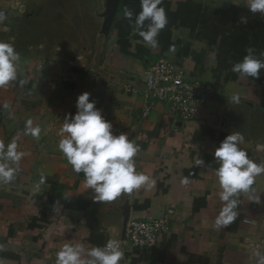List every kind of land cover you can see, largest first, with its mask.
Here are the masks:
<instances>
[{"label": "crops", "instance_id": "0c3cea01", "mask_svg": "<svg viewBox=\"0 0 264 264\" xmlns=\"http://www.w3.org/2000/svg\"><path fill=\"white\" fill-rule=\"evenodd\" d=\"M245 2L163 0L159 6L165 9L168 23L153 49L123 15L125 7L138 14L140 0H117L105 30L103 18L90 14L91 9L77 12L90 15L85 24L96 29L90 48H80L78 40L55 39L46 44L41 38L32 42L30 35L20 39L14 27L29 32L33 20L28 11L42 9L47 1L0 0V11L6 16L0 41L13 43L20 55L18 81L0 88V140L7 144L18 136V151L25 153L16 178L0 183V264H53L56 253L69 241L92 247L109 239L121 242L124 258L119 264H256L253 252H264V174L252 186L261 203L239 194L235 221L217 229L215 218L222 207L215 176L218 163L212 154L207 167L200 168V176L186 170L200 158L193 138L202 127L212 129L215 137L241 133L244 139L239 146L264 164V110L242 98L245 86L227 80V71L217 69L213 48L196 41L174 15L181 8L192 23L214 8L248 9ZM122 35L128 43L125 50L119 42ZM159 55L172 57L191 78L214 86L213 97L195 119L183 122L172 117L159 101H153L147 115L143 113V72ZM83 92L90 93L115 134L127 133L139 146L135 166L155 180L154 187L123 193L111 202L92 199L83 173H76L57 147L63 119L75 114L76 99ZM234 94L239 103L232 101ZM5 103L8 109L2 107ZM29 119L41 129L38 138L23 134ZM170 207L174 213L157 246L149 254L133 249L126 222L158 217Z\"/></svg>", "mask_w": 264, "mask_h": 264}, {"label": "clouds", "instance_id": "9594fccd", "mask_svg": "<svg viewBox=\"0 0 264 264\" xmlns=\"http://www.w3.org/2000/svg\"><path fill=\"white\" fill-rule=\"evenodd\" d=\"M163 0H140L141 10L134 14L125 7L124 17L130 21L133 30L142 37L146 46L157 48V36L168 23L165 9L160 7ZM249 12L264 15V0H246ZM135 19L133 21V17ZM6 19L0 11V26ZM145 21H148L145 25ZM241 23L247 18L241 16ZM264 53L258 57L252 47L246 49L243 58L235 62L231 71L241 78H259L264 70ZM20 55L11 42L0 41V88L18 81ZM24 83V81H19ZM232 101L239 103V96L233 95ZM95 101L90 100V93L78 95L74 115L66 114L60 129L61 139L58 149L63 153L68 164L76 173H83L87 189L92 190L95 202H111L123 193L131 194L142 187H154L155 180L138 171L135 158L139 146L134 144L127 133L115 134L112 124L107 121ZM3 108L8 109L5 103ZM23 134L38 138L39 126L33 127L32 120L25 122ZM19 135V134H18ZM17 137L5 144L0 140V183L12 182L19 173L18 164L24 152L18 151ZM239 132L228 134L215 148L213 157L219 167L215 176L220 186L219 199L221 210L215 218V227H227L235 221L238 213L239 194H247L251 201L261 203L260 195L255 194L252 186L256 178L264 174V164H258L249 158L239 145L243 142ZM197 166L207 167L203 159H197ZM188 181L185 179L184 183ZM3 246L0 245V251ZM256 264H264V252L255 250ZM124 258L121 242L109 239L103 246L86 247L83 244L65 243L56 253L53 264H119Z\"/></svg>", "mask_w": 264, "mask_h": 264}, {"label": "trees", "instance_id": "16d2710c", "mask_svg": "<svg viewBox=\"0 0 264 264\" xmlns=\"http://www.w3.org/2000/svg\"><path fill=\"white\" fill-rule=\"evenodd\" d=\"M174 15L180 25H185L191 30L196 41L203 40L213 48L217 69L227 71L225 78L245 86L246 93L242 98L264 110V70H261L259 78L255 79L241 78L239 74L231 71L232 65L243 58L248 47L254 48L258 57L264 53V18L262 14H253L248 9L234 6L228 9L208 10L206 13L197 15L198 17L192 23L187 15H182L181 8ZM241 16L247 18V23H241ZM119 25V22H116V27ZM119 42L122 50H125L128 43L124 35L119 38ZM227 135V133H220L218 137H215L212 129L202 127L193 138L199 144L196 149L200 154L199 159H203L205 164H209L215 148ZM246 152L249 158L257 163L252 154L249 151ZM201 167L194 164L186 170V173L200 176Z\"/></svg>", "mask_w": 264, "mask_h": 264}, {"label": "built area", "instance_id": "2783aa9c", "mask_svg": "<svg viewBox=\"0 0 264 264\" xmlns=\"http://www.w3.org/2000/svg\"><path fill=\"white\" fill-rule=\"evenodd\" d=\"M143 74L145 115L150 112L153 101H159L167 105L170 116L183 122L191 121L214 95L215 89L210 82L191 78L172 57L159 55L146 65ZM173 213L170 207L158 217L129 220L126 231L130 246L149 254L157 246L161 234L168 231Z\"/></svg>", "mask_w": 264, "mask_h": 264}, {"label": "rangeland", "instance_id": "374dc122", "mask_svg": "<svg viewBox=\"0 0 264 264\" xmlns=\"http://www.w3.org/2000/svg\"><path fill=\"white\" fill-rule=\"evenodd\" d=\"M46 1L47 4L42 9L37 8L28 11L32 14L31 19L33 20V22H30V27H28L30 29L29 32L25 27L17 26L14 27L13 33L15 34V32H19L17 35L21 34L20 39H22L23 35H30L32 42L39 41L41 38L46 44H50V42L55 39L61 40V43L78 40L80 48L83 46L90 48V39H92V35L95 34L96 29L94 26L85 24H89L88 19L90 15L87 14L88 17L87 15L82 16L76 13H82L85 9H91L93 11L92 15H95L100 19L103 18V20L100 21H104L107 0ZM75 2L77 7L75 6ZM75 9H77V11ZM40 20H42L44 25L40 24ZM83 39L85 40V44L81 43Z\"/></svg>", "mask_w": 264, "mask_h": 264}, {"label": "water", "instance_id": "95a60500", "mask_svg": "<svg viewBox=\"0 0 264 264\" xmlns=\"http://www.w3.org/2000/svg\"><path fill=\"white\" fill-rule=\"evenodd\" d=\"M117 0H107L106 1V12H105V20L102 25L103 30L108 29L109 24L112 22V19L115 15V4ZM88 6V5H85ZM90 14H93V11L90 12ZM95 16V15H94ZM127 224V222H126Z\"/></svg>", "mask_w": 264, "mask_h": 264}]
</instances>
